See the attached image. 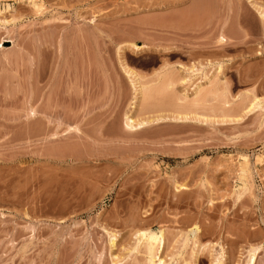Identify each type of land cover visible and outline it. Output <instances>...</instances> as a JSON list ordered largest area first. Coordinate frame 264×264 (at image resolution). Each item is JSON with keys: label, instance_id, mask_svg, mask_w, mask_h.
<instances>
[{"label": "rangeland", "instance_id": "374dc122", "mask_svg": "<svg viewBox=\"0 0 264 264\" xmlns=\"http://www.w3.org/2000/svg\"><path fill=\"white\" fill-rule=\"evenodd\" d=\"M204 2L0 0V264H147L138 230H163L164 264H247L252 248L264 264V21L248 0ZM121 55L150 91L136 116L190 119L119 139ZM208 61L220 75L155 79ZM68 125L90 137L52 135Z\"/></svg>", "mask_w": 264, "mask_h": 264}, {"label": "bare ground", "instance_id": "6f19581e", "mask_svg": "<svg viewBox=\"0 0 264 264\" xmlns=\"http://www.w3.org/2000/svg\"><path fill=\"white\" fill-rule=\"evenodd\" d=\"M204 1V0H203ZM208 2V1H207ZM215 2V1H214ZM248 2H250V4L258 11V14L259 16L261 17V19L264 21V5H260L259 3L257 4L256 2L252 1V0H248ZM197 3V2H196ZM203 3V2H202ZM206 3V0L204 2V4ZM201 4V2H200ZM203 4V8H202V13H204V11L206 10V7L205 5ZM213 5V3H211ZM37 5V4H36ZM198 5V4H197ZM208 5V4H206ZM192 6V5H191ZM201 6V5H200ZM36 7V6H35ZM40 7V6H39ZM38 7V8H39ZM194 7V6H193ZM196 7V6H195ZM199 7V6H198ZM210 7V5H209ZM215 7V6H213ZM37 8V9H38ZM208 8V7H207ZM209 9V8H208ZM207 9V10H208ZM194 10V9H193ZM197 10V8L195 9ZM204 10V11H203ZM192 11V10H191ZM198 12H200L201 10H197ZM196 12V11H195ZM186 13V12H185ZM183 13V14H185ZM192 13V12H191ZM194 13V12H193ZM192 13V14H193ZM206 13H209V12H206ZM190 14V13H189ZM187 14V15H189ZM198 14V13H197ZM197 14L194 13V16L195 19H196V16ZM200 14V13H199ZM176 15V14H175ZM186 15V16H187ZM196 15V16H195ZM204 15V14H203ZM185 16V17H186ZM180 17V16H179ZM183 15L182 17H180V23L182 21H184V18ZM200 17V16H199ZM192 18V16H189V18L187 17L186 21H190ZM173 20H175L174 18H172ZM193 19L192 21H197L198 19ZM168 21H170V18L168 19ZM177 21H178V17H177ZM155 22V21H153ZM171 22V21H170ZM174 22V21H173ZM172 22V23H173ZM198 22V21H197ZM171 23V24H172ZM176 23V22H175ZM187 23V22H186ZM195 23V22H194ZM161 24V23H160ZM164 24V23H163ZM190 24V23H189ZM188 24V25H189ZM180 25V24H179ZM183 25V22L182 24ZM187 25V26H188ZM184 27V26H183ZM231 28V27H230ZM184 29V28H183ZM225 29V28H224ZM181 31V30H180ZM234 31V30H233ZM221 33H219V36H218V41L220 42V45L227 42L232 36H233V32L232 31H229L228 29H225V30H222L220 31ZM124 46V45H123ZM132 46V44H131ZM133 46L135 48L132 49V47H130V44L129 46H127L128 48L130 47L132 50L136 51L137 50H140V49H143L144 48V44L143 45H138L137 42L133 43ZM222 46V45H221ZM121 49V52L123 51V49L125 50L124 47L119 46ZM119 47H118V51H119ZM126 47V48H127ZM146 48V47H145ZM165 48V47H164ZM190 48V47H189ZM191 50V49H190ZM190 50H188L189 53H192L190 52ZM143 51V50H142ZM182 51V50H180ZM186 51V50H185ZM120 52V53H121ZM184 51L180 52H176V53H183ZM119 53V52H118ZM119 53V54H120ZM124 53V51H123ZM188 55V54H187ZM191 55V54H190ZM124 56V55H123ZM121 55V57L119 58V63H120V68L122 69L121 71H123L122 73H124L123 75L127 76L131 82V85H132V90H133V97L132 98V101H131V104H130V107L129 110H127L125 112V123L123 125V132H116L117 134L119 135H116L118 136V138L121 139H128L130 140V138L135 134V133H139V132H142V130L144 131L145 129H148L150 126H152L153 124H157L159 122H162V121H165V120H187V119H190L188 113V111L184 110L182 112H185L184 114L183 113H178V115H167V114H156V115H152V116H136L134 113H133V109L135 108L136 105H138V99H139V96H141L140 94L143 93H146V92H149L148 91V86H146V84L144 83H141V76H139V74H137L132 68L128 67V65H126L127 63H125L124 61V57ZM201 62V61H200ZM225 63L222 62V61H218V62H211V61H208L206 64L204 63H192V65H187L185 63H178L177 65L174 64V66H169V64L166 63L165 67H164V70L162 72H159L157 74V78L155 77L156 81L157 82H163L165 83L166 85H169V87L171 86H175L178 82H180L181 84H186V83H190L194 76H197L198 74L202 77V78H212L213 76H216V74H221V71H223L222 69L224 68V65ZM207 68H212V70H207ZM218 75V76H219ZM155 79H153L152 81H154ZM144 84V85H143ZM164 84V85H165ZM175 88V87H174ZM185 92L183 93V96L184 98H187L188 97V92L186 90H184ZM201 85L200 84H196L195 88H194V92L195 94L197 95L198 93H200L201 95ZM147 93V96L148 94ZM150 95V94H149ZM195 95V97H196ZM182 96V95H181ZM195 100V99H194ZM197 100V99H196ZM261 104V101L260 99L259 100H253L252 102H250V105L247 106L249 107V110L255 108L256 106L259 107V105ZM263 106V105H262ZM133 108V109H132ZM248 109V108H247ZM133 110V111H132ZM31 116L34 117L35 119H37V115H38V111H36L35 109H33L31 111ZM196 114V113H195ZM197 115V114H196ZM198 116V115H197ZM205 116V115H204ZM38 120V119H37ZM41 120V119H40ZM40 122V121H39ZM38 123V122H37ZM41 123H39V126L38 124L36 126H38V129H36L37 127H35V130L38 131L39 129H42L41 127L43 125H41ZM62 125V124H61ZM102 129V128H100ZM119 129V128H118ZM57 131V130H56ZM59 131V130H58ZM39 132V131H38ZM114 133V132H113ZM115 133V134H116ZM100 134V133H99ZM55 138L56 137H59L61 138V136H65V137H78L79 139L81 138H84V139H87L88 137H90L87 133L83 132L79 127H75V126H67V128H65L63 130V132H54L52 134ZM123 135V136H122ZM102 135L99 136V138L101 137ZM104 136V135H103ZM102 136V137H103ZM114 136V135H113ZM120 136V137H119ZM101 137V138H102ZM100 138V139H101ZM116 138V137H115ZM117 139V138H116ZM64 140V139H63ZM72 140V139H71ZM70 141V140H69ZM123 141V140H121ZM126 141V140H125ZM67 142V141H66ZM73 142H75L73 140ZM72 143V142H71ZM71 145V144H70ZM76 145V144H75ZM68 146V145H67ZM70 147V146H69ZM67 147V148H69ZM62 149V148H61ZM77 149V148H76ZM55 150V149H54ZM75 150V149H74ZM79 151V149H78ZM75 152V151H74ZM77 153V152H76ZM80 154V152H79ZM82 154V153H81ZM105 154V153H104ZM78 155V154H77ZM85 155V154H84ZM75 156V155H74ZM79 157V155H78ZM83 156H81L80 159H82ZM103 157V156H102ZM106 157V156H105ZM86 159V158H85ZM109 160V159H108ZM79 161V160H78ZM85 161V160H84ZM56 178V177H55ZM178 188L182 187L184 188V184L183 185H180V186H177ZM196 226V225H195ZM196 229H198L199 227L196 226L195 227ZM159 230V229H158ZM150 231V230H149ZM137 238H138V244L136 246H134V250H138V252L140 251L139 249H141L142 245L145 246V252L144 254H146L147 256V259L149 260V263L147 264H164V260L161 259V257L157 260V257H158V254H159V251L160 249L163 247L164 245V233H163V230L161 231H151V232H147L146 230L144 232H141V230H138L137 232ZM112 236H114L112 234ZM115 238V236H114ZM114 238L112 240V245H114ZM188 238V237H187ZM133 248V247H132ZM257 248H252L250 251V257H249V260L247 262V264H255V258H256V253H257ZM144 250V249H143ZM143 252V251H142Z\"/></svg>", "mask_w": 264, "mask_h": 264}]
</instances>
